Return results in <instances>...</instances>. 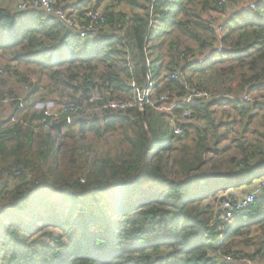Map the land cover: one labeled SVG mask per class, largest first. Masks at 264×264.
Returning <instances> with one entry per match:
<instances>
[{"label":"trees","instance_id":"obj_1","mask_svg":"<svg viewBox=\"0 0 264 264\" xmlns=\"http://www.w3.org/2000/svg\"><path fill=\"white\" fill-rule=\"evenodd\" d=\"M143 1L142 10L129 14L106 9L107 24L94 38L81 37L43 9L15 12L0 3V50L10 49L13 62L39 65L36 72L46 73L61 99L70 95L64 104L94 107L130 100L159 78L167 87L157 96L208 95L195 96L170 116L144 105L143 111L107 110L101 117L79 118L58 131L43 130V112L28 109L27 102L40 91L29 84L24 95L28 125L2 130L0 123V264H245L226 262L230 254L264 264V192L234 220L228 240L224 233L231 222L220 207L222 199L243 197L246 188L264 177V132L255 143L238 142L237 154L218 159L233 124L228 128L223 117L216 119L212 107L216 99L226 98L211 96L204 83L194 84L179 73L186 65L206 74L229 53L242 55L239 65L248 59L252 65L264 61V0L230 15L222 0H201L200 8H190L195 0ZM231 1L227 5L233 10ZM83 3L56 0L55 7L98 11L102 0ZM189 11V20L179 19ZM216 13L230 16L221 35L216 32L220 22L212 16ZM170 35L185 37L191 45L183 47L176 38L164 49ZM157 38L160 44L154 42ZM217 47V62L188 65L182 57ZM16 68L0 70L25 83ZM222 73L227 75V69ZM260 76L243 75L239 83ZM92 93L96 98L90 101ZM247 104L260 105L253 100ZM187 108L191 115L183 121L179 117ZM119 131L125 139L112 154L94 153L95 144L77 145L88 134L101 140ZM65 139L74 145L65 147ZM18 171L23 177L15 176ZM37 175L44 178L42 184L36 185ZM55 192L59 200L52 199Z\"/></svg>","mask_w":264,"mask_h":264},{"label":"crops","instance_id":"obj_2","mask_svg":"<svg viewBox=\"0 0 264 264\" xmlns=\"http://www.w3.org/2000/svg\"><path fill=\"white\" fill-rule=\"evenodd\" d=\"M64 3H70L77 5L79 7H82L84 5L83 1L85 0H62ZM90 1V0H89ZM93 2H97V0H92ZM200 1L201 0H195L194 4H190V8H200ZM233 4V12L236 13L237 11H241L245 8V6L248 4L249 0H232ZM14 3L15 0H4L1 5L2 7H7L9 9H14ZM144 1L143 0H137L135 4H131V0H102V8L103 9H113L117 13L124 11L126 13H131L134 9H141L143 7ZM69 7V6H68ZM262 10H264V5L261 7ZM77 10V15L79 18L82 17V11L80 9ZM53 15V14H52ZM55 16V15H54ZM193 15L190 13L188 16H185L184 14H181L179 16V19H187L189 20L190 17ZM213 17L217 18V21L220 22L225 28V21L230 17L221 13H216L212 15ZM56 17V16H55ZM57 18V17H56ZM58 21V18H57ZM107 33H110V27L106 29ZM176 38L178 39V36L170 35L166 37V43L164 46V49L169 48V44L172 42V45H174ZM178 42L183 47H188L191 45L190 41L187 40V38H179ZM200 52V51H198ZM242 55H233L232 53H229L226 57H222V61L219 62L218 65H216L213 70H217L219 67V75L218 78L216 77L215 83L213 88V92H209L211 96L219 97L224 96L226 98V101L224 102L222 99H216L215 104H213L212 110L217 113V116H215L216 119H221L223 117L224 123H227V127L229 128L230 123L233 124L232 127H230L231 130V137L230 139L226 140L224 143L228 142V144L233 143L232 147L237 151L236 145L238 142H245V143H255L257 139L261 138L260 134L264 132V61L257 60L256 65H252V59L244 60L240 65L238 63V59ZM223 63V64H222ZM27 64H34L32 62H13V55L11 53L10 49H2L0 50V68H3L6 65H12L16 68L17 73L20 75V78H26L27 81L24 83L21 82L22 87L19 89V93L16 92V83L13 81L15 79H18L16 76H12L10 79H13V83L8 82L7 78H5L6 74L0 73V96L4 93L14 96H20L25 95L27 93V90H25V86L27 85L29 87L30 85L34 86H40V91L36 96H32L31 99L27 102L28 105H30V108H28L31 112L37 111L38 113L42 112V107H44L47 104L55 105L66 103L70 100V95L64 94L65 96L61 99L59 94L54 91L53 87L54 84L50 81L48 76L46 74H43L42 78L38 77H32L28 68L25 72H23V65ZM37 65V64H36ZM251 66L253 67V70H251ZM37 68H40L39 65L36 66ZM182 69L179 71L181 76H184L187 78H190L194 84H198L192 79V76H200L202 74L195 72V69L191 66L182 65ZM227 69V75L222 73V69ZM211 70V71H213ZM210 71V72H211ZM25 73V74H23ZM258 74L261 76L252 83H244V85H240L239 79L243 75L256 77ZM203 74L202 76H204ZM206 78H204V81ZM238 80V84L235 82ZM49 81V82H48ZM206 86V85H205ZM167 87V82L163 78L155 79V81L152 84V87L148 92L156 95L157 92H160L161 90L165 89ZM249 89H251L249 93ZM209 90V89H208ZM13 91H15L13 93ZM49 92H52L51 94H48ZM169 92V91H167ZM134 93V91H133ZM243 93H248L253 98V102L260 103L259 106L256 108L254 106H249L247 103L244 104H238L236 102H233L234 100L231 99H238L239 96H242ZM219 95V96H217ZM94 96V93L90 95ZM1 98V97H0ZM231 98V99H230ZM229 99V100H228ZM223 102L225 104H223ZM57 103V104H56ZM14 104V103H13ZM12 103L10 104H0V123L3 124L4 129L10 128L9 120L12 115L13 109H15V106ZM168 103L166 107H168ZM226 105L227 107L224 108L223 106ZM33 106V107H31ZM227 109V110H224ZM161 113L168 114L170 116V113L166 108H159L157 109ZM246 126V127H244ZM244 127V128H243ZM79 126L76 125L74 127V131H78ZM223 128L222 130H224ZM132 135V133L130 132ZM93 136V135H92ZM112 140V144H121L125 137L123 132L119 131L117 133H113L109 135L108 141ZM254 186L250 185L249 188L245 189V193H248L252 191ZM239 194V193H238ZM246 250V248H244ZM249 251V250H246Z\"/></svg>","mask_w":264,"mask_h":264},{"label":"built area","instance_id":"obj_3","mask_svg":"<svg viewBox=\"0 0 264 264\" xmlns=\"http://www.w3.org/2000/svg\"><path fill=\"white\" fill-rule=\"evenodd\" d=\"M4 0H0L2 3ZM261 0H249L248 8H254L255 5ZM56 0H15L14 9L15 12H22L31 8H39L45 10L49 14L55 15L58 20L65 25L67 28L77 32L81 37L94 38L96 37L107 24V11L102 8V5L99 6L98 11H95L94 8L85 10L82 9V17L79 18L76 11L64 10L61 8L55 7ZM222 5H226V13L232 14L233 10L230 6L227 5V0L221 1ZM245 6V7H246ZM217 34L221 35L224 32L222 24L216 26ZM221 47H217L216 51H213L211 48L205 49L202 53L198 54L195 52H188L183 54L182 57L187 60L188 65L196 63L198 65H204L208 62H217L220 59ZM0 73H3L0 70ZM25 90H29L28 86H25ZM195 96L208 97L206 93L193 92L188 95L186 98H174L169 100L166 95H154L147 91L138 90L133 99L122 100V99H112L107 101H102L101 104L95 105L94 107H84V106H75L73 104H63L59 106V109L55 111L54 108L57 106L47 104L42 107V120L41 127L43 130H50L51 127L58 122L66 121V125H72L75 123L76 119L87 118L94 115H99L104 113L107 110L110 111H126L131 108H138L140 111L144 110V105H150L154 108L161 106V108H166L169 112L182 108L185 104H190L193 101ZM96 97L91 96L90 101L95 100ZM238 100H241L245 103L251 102L253 100L250 95H242L238 97ZM2 103L10 104L15 103L16 107L12 111V115L9 120L10 126H21L26 127L28 123L24 120V115L26 113L25 108V99L23 95L8 97L3 99ZM160 103V104H159ZM169 104L168 107L165 105ZM159 104V105H158ZM165 106V107H164ZM227 106L225 105L224 108ZM179 119L185 121L190 115L191 111L187 108L181 112ZM175 133L181 135L183 130L180 127L175 128ZM9 172H5L4 176H8ZM15 176L23 177L21 172H16ZM81 182L84 183L85 180L81 179ZM2 185V184H1ZM253 190L243 197H238L234 200L222 199L220 202V207L223 212V218L229 223L234 221L238 215L247 212V210L256 202L258 196H261L264 192V177L257 180L254 185ZM226 262H236L243 261L245 264H252V261L244 256L243 254H230L225 256Z\"/></svg>","mask_w":264,"mask_h":264},{"label":"rangeland","instance_id":"obj_4","mask_svg":"<svg viewBox=\"0 0 264 264\" xmlns=\"http://www.w3.org/2000/svg\"><path fill=\"white\" fill-rule=\"evenodd\" d=\"M160 41L161 40L157 38L154 42L155 43L159 42V44H160ZM36 66H38V65H36V64L23 65V72H25L28 68H30L29 72H30V74H31L32 77L34 76L36 78H38V77L42 78L43 74H46V73L45 72H42V71H40L39 73L36 72L38 70V68ZM218 70H219V67L217 68V70H213L211 72H208L204 76H202V75L196 76V77L192 76V79L195 82L199 83V84H203L204 83L206 85V87L209 89L208 92H213L214 89H210V88H213L214 83H215V80H216V77L218 78V75H219V71ZM23 74H25V73H23ZM5 78H7V81L8 82H11L13 85H14V83H16V86H14V88H16V92L19 93V89L22 87V84L17 79H15L14 81H13V79H10L11 77L9 75H7ZM204 78H206L205 81H204ZM24 85L25 84L23 83V86ZM194 86H197V85H194ZM14 92L15 91H13V93ZM1 96L4 97V98H6V97H10L12 95L7 94V93H4ZM63 104L64 103L58 104L57 107L54 108L55 111L58 110L59 109V106L60 105H63ZM155 108L156 109H159V108H161V106H157ZM102 114H99L97 116L101 117ZM215 116H217V113H215ZM54 129H56V128H54ZM108 138H109V136L107 134V135L104 136L103 139L97 140V139L94 138V136H92L91 134H88L86 136L85 140L79 142L77 145H90V144H95V146H94V153L99 154V155H105L108 152V153L112 154V152L114 153L115 151L119 150V148H121V145L122 144H119V145L112 144V142H111L112 140L110 139L108 141ZM64 144H65V147L70 148L71 146L74 145V141L71 140V139H65L64 140ZM232 144L233 143L228 144V142L225 143V146L223 147V152L221 153V155L218 156V159L224 160V157L225 156H232L234 154H237L236 153V150L234 152V150H233L234 148L232 147L233 146ZM7 172H9V171H7ZM35 179H36V181H35L36 185L37 184H42L44 182V178L41 175H37L35 177ZM230 191L231 190H229L228 192H230ZM236 196H238V194ZM60 198H61V195L58 192H55L52 195V199L53 200H59ZM235 228H236V222L235 221H232L230 223V228L224 233V239H227L228 240L230 238V236L234 233Z\"/></svg>","mask_w":264,"mask_h":264},{"label":"water","instance_id":"obj_5","mask_svg":"<svg viewBox=\"0 0 264 264\" xmlns=\"http://www.w3.org/2000/svg\"><path fill=\"white\" fill-rule=\"evenodd\" d=\"M66 125V121L59 122L54 125V128H56L58 131H62V128Z\"/></svg>","mask_w":264,"mask_h":264},{"label":"clouds","instance_id":"obj_6","mask_svg":"<svg viewBox=\"0 0 264 264\" xmlns=\"http://www.w3.org/2000/svg\"><path fill=\"white\" fill-rule=\"evenodd\" d=\"M100 6H101V5H100ZM224 30H225V29H224ZM193 64H196V63H193ZM189 65H192V64H189ZM135 93H136V92H135ZM10 97H12V96H10ZM6 98H8V97H6ZM4 99H5V98H4ZM224 106H225V105H224ZM224 106H223V107H224ZM53 128H54V127H53Z\"/></svg>","mask_w":264,"mask_h":264}]
</instances>
